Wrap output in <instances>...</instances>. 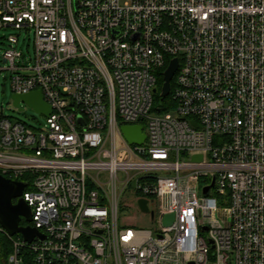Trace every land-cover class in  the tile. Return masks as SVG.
<instances>
[{
    "label": "built area",
    "instance_id": "2783aa9c",
    "mask_svg": "<svg viewBox=\"0 0 264 264\" xmlns=\"http://www.w3.org/2000/svg\"><path fill=\"white\" fill-rule=\"evenodd\" d=\"M6 27L0 74L50 113L0 107V174L26 183L39 233L0 224V264H264V0H0ZM131 190L153 227L119 223Z\"/></svg>",
    "mask_w": 264,
    "mask_h": 264
},
{
    "label": "water",
    "instance_id": "95a60500",
    "mask_svg": "<svg viewBox=\"0 0 264 264\" xmlns=\"http://www.w3.org/2000/svg\"><path fill=\"white\" fill-rule=\"evenodd\" d=\"M177 67L178 59L174 57L169 61L163 71V83L159 93L160 97L169 94L170 81ZM12 96L14 105H18L19 100H22L32 106L38 113H50V107L44 102L39 89L26 94H12ZM121 132L129 143L140 144L145 139L141 125H122ZM200 158V155L192 156L193 160H199ZM25 184L23 181L9 179L0 174V224L8 234L14 235L20 233L27 241H30L33 236L39 233L35 228L28 225H19L21 217L26 221L31 220L30 208L21 197ZM207 191L208 187L205 188V192ZM13 199H16V201L13 202ZM137 204L141 211H148L146 199L139 198ZM172 218V214L166 215L164 224H169Z\"/></svg>",
    "mask_w": 264,
    "mask_h": 264
},
{
    "label": "rangeland",
    "instance_id": "374dc122",
    "mask_svg": "<svg viewBox=\"0 0 264 264\" xmlns=\"http://www.w3.org/2000/svg\"><path fill=\"white\" fill-rule=\"evenodd\" d=\"M18 32V30L12 27L0 28V67H4L7 64L2 59V53L8 47V42L6 39L7 35ZM32 41V32L21 31L19 34V49L26 53L27 58L33 54ZM0 107L2 108L5 115L19 119L35 128H40L46 122L44 115H39V113L32 106L25 103L24 101L19 100L18 107L14 105L13 96L10 89L9 72L7 70H2L0 74ZM155 114H157V111L150 112V115ZM143 122L145 123V121ZM120 198L121 207L118 213L120 224H125L131 227H153L155 225V221H151L148 215L140 211L137 204L136 195L132 190L129 193H123Z\"/></svg>",
    "mask_w": 264,
    "mask_h": 264
},
{
    "label": "trees",
    "instance_id": "16d2710c",
    "mask_svg": "<svg viewBox=\"0 0 264 264\" xmlns=\"http://www.w3.org/2000/svg\"><path fill=\"white\" fill-rule=\"evenodd\" d=\"M163 69L164 68H162L161 70H160V76H159V83H161L162 82V71H163ZM174 84H175V78H172L171 79V81H170V86H171V88L173 89V87H174ZM169 98V97H168ZM156 101H158L159 100V96L158 95H156ZM163 110H166L165 108H163ZM30 176L28 175V174H25V175H23L21 178L22 179H24V180H27L28 178H29ZM28 184V183H27ZM26 223V221H25V219H21L20 221H19V225H23V224H25ZM4 237L2 238V243H4ZM3 256L5 255V253H3L2 254Z\"/></svg>",
    "mask_w": 264,
    "mask_h": 264
},
{
    "label": "flooded vegetation",
    "instance_id": "af4514ba",
    "mask_svg": "<svg viewBox=\"0 0 264 264\" xmlns=\"http://www.w3.org/2000/svg\"><path fill=\"white\" fill-rule=\"evenodd\" d=\"M16 201V199H13V202H15Z\"/></svg>",
    "mask_w": 264,
    "mask_h": 264
}]
</instances>
